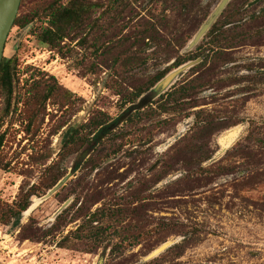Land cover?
<instances>
[{
	"label": "rangeland",
	"instance_id": "rangeland-1",
	"mask_svg": "<svg viewBox=\"0 0 264 264\" xmlns=\"http://www.w3.org/2000/svg\"><path fill=\"white\" fill-rule=\"evenodd\" d=\"M50 1L23 0L17 16ZM89 1L102 7L93 13L97 26L74 42L65 40L69 47L60 53L38 41L46 22L40 11L25 27L13 25L5 42L2 61L13 62L15 74L9 106L0 90V264H264V80L249 81L264 73V1L230 0L225 8L250 4L245 10L259 13L246 25L254 39L235 49L234 62L221 69V78L237 79V85L208 89L196 108L182 114L148 105L79 162L96 141L85 127L91 119L116 124L137 102L131 101L134 88L188 54L176 49L170 58L163 55L168 39L162 25L153 42H138L143 22L135 17L129 25L134 27L124 31L130 36L124 47L136 62L114 61L123 25L113 22L115 10L100 16L113 0ZM151 1L135 5L144 21ZM204 1L211 13L221 0ZM103 41H112L108 56ZM198 110L212 118L211 126L195 125ZM68 130L88 142L63 147ZM74 164L73 176L47 197ZM26 199L29 207L15 227L12 213ZM94 212L100 221L87 240H77L72 232ZM168 241L175 244L144 261Z\"/></svg>",
	"mask_w": 264,
	"mask_h": 264
},
{
	"label": "trees",
	"instance_id": "trees-1",
	"mask_svg": "<svg viewBox=\"0 0 264 264\" xmlns=\"http://www.w3.org/2000/svg\"><path fill=\"white\" fill-rule=\"evenodd\" d=\"M262 1L264 0H254L252 3L255 2V4H257ZM22 2L23 0H21L20 6ZM143 2L144 0H132L131 2H129V0H113L100 14V16H104L112 10H115L116 16L113 18V22L115 25H123V27L117 29L115 37L117 41H120V45H116V48H121V51L118 52L120 54L115 55L113 58L116 62L124 58L122 61L124 66H132L134 62H136L135 53H131L130 50L124 47L125 43L130 41V36L124 34V31L134 27H129V25L135 17L137 21L143 22V25L137 27L139 28L136 37L139 38L138 42H144L145 40L153 42V35L156 34V27L158 25L161 27L162 25L164 37L168 39V41L166 39L164 41L163 55H168L170 58L176 49L182 50L200 28L201 25L196 23L200 21L203 23L210 14L209 4L205 3L204 0H153L150 3L151 7L147 16L148 20L144 21L143 17H139L140 14L136 12L137 9L135 6L141 5ZM249 5L250 4H247L240 10H225L207 32L202 42L195 48L194 52L178 56L169 68L161 70L153 75V77H150L147 83L143 84V87L134 88V92L131 94V101L136 100L146 91H149L158 81L170 72V69H175L186 62L197 59H201V62L190 70V75L187 79L182 80L169 92L160 96L151 104L157 105L162 114H182L187 109L196 108L197 106L195 103L198 102L199 96L204 94L208 89L214 88L216 91H220L222 87L237 85L239 83L237 79L221 78V69L226 68L230 63L234 62L231 53L235 51V49L246 46V42L254 39V33L246 29V25L250 24L255 19L257 20L259 13L257 14L253 11L247 12L245 8ZM158 6L161 8V19H158V15L156 14ZM250 7H253V4ZM98 9H102V7L89 0H66L65 2L64 0H52L42 8H39L37 12L22 17L17 16L13 25L25 27L38 17L39 11L42 12L46 22L45 26L38 34V41L42 46L60 53L66 46L69 47L65 43V40L70 43L74 42L78 36H86L85 32L87 30L90 31L95 25L97 26L98 22L96 21L98 19L93 18V13ZM169 10L174 12V16L171 17L166 14V11ZM262 12L264 15V10H262ZM196 25L198 29L196 28L197 30H194ZM82 39L84 38H80V40ZM111 44L112 41H103L102 48L105 51L103 53L104 55L108 56L111 54ZM98 50L99 47L93 48L95 52H98ZM12 64L13 62L9 60H3L0 67V90L6 96L7 106L10 105L9 99L13 91L15 73L13 72ZM260 71L263 72L264 70L260 68ZM258 76L259 78H253L249 81L257 80L258 83H261L264 80V73H258ZM241 91L243 96L249 94V90L244 89ZM204 114L205 111L203 110L194 112L193 115L196 119V126L199 125L198 123H204L207 127L212 125V118H203L202 116H204ZM85 127L88 130V135L94 134L93 137H95V140L101 133L104 135L109 133L106 121L101 118L91 119ZM81 139L77 131L68 130L63 135L61 143L64 147L76 143ZM82 141L88 142L87 136L82 139L81 142ZM2 142L3 136L0 135V148ZM79 165L80 163L76 166V169ZM28 207V199L19 203L17 211L12 213L14 217L13 226L17 227L20 224L22 213L26 211ZM98 212L89 214V217L85 216L83 224L80 225L76 231L72 232L77 240L88 239L95 229L94 223L100 221L99 218L96 217ZM109 213L110 210H108L106 215ZM117 213L116 215L118 216L120 212ZM136 243L137 240H131V246L136 245Z\"/></svg>",
	"mask_w": 264,
	"mask_h": 264
},
{
	"label": "water",
	"instance_id": "water-1",
	"mask_svg": "<svg viewBox=\"0 0 264 264\" xmlns=\"http://www.w3.org/2000/svg\"><path fill=\"white\" fill-rule=\"evenodd\" d=\"M21 0H0V67L2 63L3 51L5 47V42L7 40L8 34L13 26V23L17 17V13L19 10ZM230 0H221L216 8L209 14L204 23L200 26V28L196 31V33L191 37V39L186 43L185 47L182 49L183 53H190L192 50L196 48V46L202 41L210 28L214 25L216 20L222 14V12L227 7ZM201 62V59H197L194 61L186 62L174 70L170 71L166 74L160 81H158L149 91L145 94L141 95L137 102L131 105L125 114H123L120 118H118L116 124H111L107 127L109 132L113 131L118 125H120L127 117H129L132 113L142 110L148 105H151L154 101H156L160 96L169 92L178 82L179 78L183 73L190 70L192 67ZM104 137V134L101 133L96 141L92 143L91 146L86 147L78 157V161L81 162L85 160L92 149L96 144ZM75 166H71V172H69L66 176H64L61 180H59L54 187H52L46 194L47 197L56 193L68 180L71 176H73V172L75 171ZM175 242L168 241L161 244L158 248L150 252L144 259V261L151 260L161 253L165 252L168 248L173 246ZM103 263V259L99 261V264Z\"/></svg>",
	"mask_w": 264,
	"mask_h": 264
},
{
	"label": "bare ground",
	"instance_id": "bare-ground-1",
	"mask_svg": "<svg viewBox=\"0 0 264 264\" xmlns=\"http://www.w3.org/2000/svg\"><path fill=\"white\" fill-rule=\"evenodd\" d=\"M231 136H233L232 134H230Z\"/></svg>",
	"mask_w": 264,
	"mask_h": 264
}]
</instances>
